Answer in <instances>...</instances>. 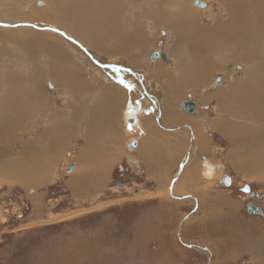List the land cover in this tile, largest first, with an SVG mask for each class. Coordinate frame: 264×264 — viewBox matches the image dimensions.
Here are the masks:
<instances>
[{
  "label": "rangeland",
  "instance_id": "1",
  "mask_svg": "<svg viewBox=\"0 0 264 264\" xmlns=\"http://www.w3.org/2000/svg\"><path fill=\"white\" fill-rule=\"evenodd\" d=\"M5 1L7 6L0 4V105L6 100L7 89L1 87L6 76L34 93L23 97L20 92L0 112V264H264V215L247 211L253 204L264 213V113L250 119L241 101L252 68L244 60L253 53L245 50L248 42L264 55V6L254 9L250 0H239L255 13L241 30L240 49L229 48L232 39L225 34L217 35L231 17L226 0H199L205 7L195 0L166 1L172 14L185 2L199 14V30L208 34L201 40L208 54L201 56L191 47L200 39L193 27L186 37L172 21L159 23L155 15L147 20L145 7L132 0L120 1L126 12L120 15L123 35L99 36L94 48L79 46L78 36L96 39L87 27L62 19L59 12L43 17L55 9V0ZM254 2L264 5V0ZM83 8L75 3L78 13ZM85 14L87 25L98 28L90 7ZM106 27L115 30L103 25L104 34ZM32 35L43 43L29 44ZM71 44L79 53L69 48L70 60L62 59V48ZM235 49L243 50L239 59L233 57ZM154 53L166 59L153 61ZM177 58L185 62L180 67ZM103 62L111 64L101 67ZM63 65L70 68L64 71ZM111 65L130 71L118 69L119 76ZM188 65L198 72L212 66V72L202 85H193L181 74ZM74 67L89 87L63 82ZM95 69L113 71L111 81ZM126 77L136 84L132 93ZM106 87L126 89V117L124 105L117 108L102 91ZM250 89L251 95L264 94V87ZM188 101L196 104L193 114L182 106ZM222 104L229 111L239 109L240 116ZM261 106L264 111V100ZM232 113L240 127L226 136L224 120L234 123ZM134 116L148 121L143 133L136 131ZM197 133L204 137L203 148ZM138 140L144 149L131 150ZM187 173L194 177L185 179ZM226 178L230 186L223 183Z\"/></svg>",
  "mask_w": 264,
  "mask_h": 264
},
{
  "label": "bare ground",
  "instance_id": "2",
  "mask_svg": "<svg viewBox=\"0 0 264 264\" xmlns=\"http://www.w3.org/2000/svg\"><path fill=\"white\" fill-rule=\"evenodd\" d=\"M53 1V0H52ZM122 2V0H55V9L54 10H52V12L50 11L51 9H53V8H51V9H49V14H47V13H44L43 12V17H45V18H47V16L48 15H51L52 13H54V12H59V14L58 15H60V14H62V19H64L65 20V18H68V17H70V18H72L73 19V21L75 22V24H78V26H80L82 29H85L86 27L89 29V31H90V33L92 34V35H94V37H96V39L93 41V40H85V41H83L81 38H80V36H78L79 37V39L81 40V42H82V44L83 45H79V46H84V44H86L87 46H91V47H95V45H98L99 43H98V40H97V38L99 37V39L100 40H104V39H106V38H108L110 35H119V37L121 36V35H123V31H122V24L120 23L121 21L120 20H123L122 19V16H120L121 14H123L125 11H124V8H123V6H122V4H120L121 2ZM125 1V0H124ZM166 1H169V2H172V3H176V1L177 0H132V2H137V4L138 5H142V6H144L145 7V13H144V15H143V17H146V18H148L147 20H152V19H155V18H151L149 15H155L156 17H157V19H158V21H159V23H160V20L159 19H163L164 21H166V23H168V22H170V21H172L170 24L171 25H180V30H184L185 31V33H186V37H188L190 34H189V32H188V27L189 26H191V28H192V31H193V29H195V32H196V34H197V36L200 38L199 40H197V41H193L192 43H191V47L193 48V50H196V51H200L199 52V54L201 55V56H206L205 54L207 53V50H206V46L204 45V42H203V46H202V44H201V40H205L206 39V36L208 35L206 32H204V33H202V32H200V30H199V28H200V24L197 22V19L199 18L198 17V15L196 16V14H195V12L194 11H192V10H190L189 9V7H188V3H183L184 4V6H182V8L180 9V11H179V13H174V14H172V13H170V12H167V8L165 7L166 6ZM194 1V0H193ZM240 1H242V0H240ZM245 1V0H244ZM249 1V0H248ZM181 2V1H180ZM250 2L253 4V6L254 7H252V4L250 3V7L251 8H259V7H263L264 5H261V4H255V2H254V0H250ZM75 3H77V6H79L81 9L83 8V10L80 12V13H78L74 8H75ZM124 3V2H123ZM226 3H227V6H230L229 7V13H230V15H231V17H230V19H229V21H228V25H226V24H224L223 25V27L224 28H222L221 26H220V28L219 29H221L219 32H218V34L217 35H222V34H225L227 37L226 38H230V39H232L230 42L232 43V45H230L229 46V48L230 47H232L233 46V48L235 47H237V48H240V49H243L242 48V46L241 45H239V41H240V39L242 40V37H243V34H242V32H241V30L243 29V30H246V27L248 28V26H246V25H249L247 22H249L250 21V23H251V21H253L252 19L253 18H255V16H254V9L252 10L251 8H249V7H246V6H244L243 4H241L240 2H239V0H226ZM244 3V2H243ZM246 3H247V1H246ZM0 4H1V7H5V6H7L8 4L6 3V1L5 0H0ZM206 4V3H205ZM224 5V4H223ZM131 6V5H130ZM133 6H135V5H133ZM88 7H90V9H91V11H92V16H91V19L93 20V21H95L97 24H95L96 25V27H98V28H94V27H90V26H88L87 24V22H85L86 21V19L88 18V15H86L85 14V10L88 8ZM173 7V6H172ZM174 7H175V5H174ZM177 7V6H176ZM171 8V7H170ZM6 9V8H5ZM227 9V8H226ZM177 12V11H176ZM133 13V12H132ZM76 15L77 16V18H75V17H73V15ZM124 14H126V12L124 13ZM128 15H129V13H127ZM131 15V14H130ZM51 16H53V15H51ZM173 18H172V17ZM257 16V15H256ZM264 15H262V17H263ZM141 18V17H140ZM128 20H129V18H127ZM156 19V20H157ZM257 19V18H256ZM141 20V19H140ZM124 21H125V19H124ZM131 21V20H130ZM168 21V22H167ZM141 22V21H140ZM127 23H129V21L127 22ZM139 23V22H138ZM144 23V22H143ZM99 24V25H98ZM107 24V26L109 27L110 25L111 26H113V28L115 29L114 31H111V29H109V28H107L106 27V34H104V31H103V29L102 30H100V27L102 28L103 27V25H106ZM90 25V24H89ZM126 25V24H125ZM130 25H132L131 24V22H130ZM68 28V30H70L71 32H73V34H75L76 35V31H75V29H74V27L73 26H67ZM126 27V26H125ZM128 27V26H127ZM130 27H132V26H130ZM142 27V26H141ZM141 27H139V28H141ZM134 28V27H133ZM108 29V30H107ZM121 29V30H120ZM130 29H132V28H130ZM205 29V28H204ZM126 30V29H125ZM129 30V29H128ZM139 30V29H138ZM142 29H140V31H141ZM184 31H183V34H182V32L180 31V35L181 36H184ZM187 31V32H186ZM218 31V30H217ZM116 36V37H117ZM103 37H105V38H103ZM31 39H30V41H28V43L29 44H37L38 46H40L41 44L39 43V42H41L42 41V38L41 39H36L35 37H33V35L30 37ZM118 38V37H117ZM130 38H132V37H130ZM260 39V38H259ZM244 41V40H243ZM46 44H44V45H46L47 47H48V42L47 41H44ZM74 43H76L75 41H73ZM27 43V44H28ZM181 44V43H180ZM248 48H246L245 50H246V52H253V53H250L249 55H246V57L244 58V60H248V62H247V64H250V67H252L251 68V72H249L248 74V76H249V81L247 80L246 81V78H245V82L243 83V86L245 87L246 85H247V87H246V90H244V94H245V96H241V98H243L241 101H242V104L243 105H246V107H244V109H248V111L250 110V112H251V114H250V119H251V116H252V119L253 120H259L260 118H259V116L258 115H260L261 113H264V111H262V106H261V101L262 100H264V94L262 95H259V97L258 96H256V95H251V89H250V87H256V88H258L259 86L260 87H264V55L262 54V55H259V54H256V51L257 50H259L258 49V46H252L251 47V45H255L254 43H252V41H249L248 42ZM129 45V44H128ZM56 46H58V45H56ZM86 46V47H87ZM85 47V46H84ZM58 48V49H57ZM56 49L58 50V51H61L60 50V46L59 47H57ZM70 48V49H69ZM99 48V47H98ZM70 50V52L72 51L73 53H79V49L77 48V47H75L73 44H71V45H68V47H67V50H65V49H63L62 48V59L64 58V57H67V61L68 60H70L69 58H68V51ZM65 50V51H64ZM187 50V49H186ZM48 51V50H47ZM238 51H239V49L238 50H234V55H233V57H237V59H239V54H240V52H242L243 50H241L240 52H239V54H238ZM188 52V51H187ZM195 53V52H194ZM208 54V53H207ZM254 54V55H253ZM184 55V54H183ZM80 56H82V55H80ZM254 58H253V57ZM260 56V57H259ZM193 57H196L194 54H193ZM259 57V58H258ZM182 58V57H181ZM44 60V59H43ZM177 60H178V58H177ZM202 61H203V64L205 65L206 63V60H204V59H201ZM200 60V61H201ZM255 60L257 61V63L258 64H256L255 63ZM71 61H72V59H71ZM201 61V62H202ZM63 62V61H62ZM66 62V61H65ZM111 62V61H110ZM109 62V64H111ZM178 66L180 67V66H182V64H184L185 62L184 61H181L180 60V62H179V60H178ZM39 64V63H38ZM68 64V63H67ZM107 62L106 63H101L100 65H102L101 67H103V66H106L107 65V67H108V65H109ZM201 64V63H200ZM97 65V64H96ZM199 65V64H198ZM211 65V64H210ZM67 65H63V67H64V71L65 70H67L68 68H70L69 66H67ZM93 66H94V64H93ZM189 66V65H188ZM191 66L192 65H190L188 68H184V70L182 71L181 70V74L183 73V79H185L187 82H191L190 84H199V85H202V83H204V81L208 78V74L209 73H211L212 71H210L211 69H210V67H212V66H209L208 67V69L206 68H204V70L203 69H201V70H199L200 72H198V71H194L195 69H194V67H192L191 68ZM202 66V65H201ZM3 67V66H2ZM27 67V66H26ZM111 67L114 69V72H116L117 73V75H119L120 76V74H118V69L119 70H129V68H123V67H119V66H113V65H111ZM30 68V67H29ZM6 69V68H5ZM134 69V68H133ZM30 70H31V68H30ZM74 70H75V72H74ZM74 70H73V73H68V74H66L67 75V77L66 78H64V83H67V84H70L71 86H75V88H78V87H80L81 86V90H82V87H89L88 85H87V83H90V81L89 80H87V79H84L83 77H82V74H80V72H79V70L76 68V67H74ZM95 70H97V73L99 74V72H100V74H104V78L106 79V80H110V75H113L112 73H113V71L111 72V71H107V70H100V69H95ZM100 70V71H99ZM110 70H112V69H110ZM130 71V70H129ZM133 71V70H132ZM1 72V71H0ZM194 72H195V74H194ZM4 72H2V74H3ZM10 73V72H9ZM26 73V72H25ZM135 73V72H134ZM133 73V74H134ZM14 74V73H13ZM115 74V73H114ZM8 75V74H7ZM107 76V78H106V76ZM258 75V76H257ZM3 76V75H2ZM40 76V75H39ZM186 76H187V78H186ZM65 77V76H64ZM189 77H191V79L192 80H188V78ZM6 78H7V76H6ZM6 78H3V79H1V87L2 88H6L7 90H6V92L5 93H3L4 95V98H3V100L4 99H6L1 105H0V112H2V113H4L5 111H7V109L8 108H10V107H8V102H13V103H15L16 102V100H18L17 99V95L18 94H20V92H22V94L24 93V94H26L25 96H23V97H26V96H29V95H31V93H34L33 92V90L30 92L29 91V89H28V92H26V89H25V91H23L24 89H23V85L21 84V83H23V82H21L19 79H17L16 78V82L15 81H13V80H9L8 78L6 79ZM13 77H11V79H12ZM34 81V80H33ZM111 81V80H110ZM126 82H127V84H128V88H129V90H127L129 93L132 91L133 92V90L132 89H136V84H134L135 82H134V80L132 79V78H130V77H126V80H125ZM172 84V82H170V80H168L167 81V84ZM134 87V88H133ZM179 88V87H178ZM23 89V90H22ZM91 90H92V88H90ZM181 89V88H180ZM261 89V88H260ZM93 90H95V89H93ZM104 90H106V93H108V95L110 96V97H112V99H113V102L114 103H116V105H117V108H118V105H124V108H123V112H124V116L126 117V115L127 114H129L128 113V105H126V102H127V91H126V89H122L121 87H119V88H112V87H106V88H104L102 91L104 92ZM101 91V92H102ZM172 91H173V89H172ZM176 91V90H175ZM179 91V90H178ZM177 91V92H178ZM181 91V90H180ZM96 92V91H95ZM94 92V93H95ZM131 92V93H132ZM180 93V92H179ZM240 93V92H239ZM8 94H9V96H8ZM23 94V95H24ZM96 94V93H95ZM242 94V93H241ZM35 95V94H34ZM92 96V95H91ZM95 96V95H94ZM93 97V96H92ZM131 97V95L130 96H128V98H130ZM181 97V96H180ZM106 98V97H105ZM178 98V97H177ZM176 98V99H177ZM253 98H257L258 100H260V103H259V101H252V99ZM25 99V98H24ZM23 99V100H24ZM95 98H93V100H94ZM251 99V101H252V103L251 102H248L249 100ZM7 100H8V102H7ZM108 101H109V99H107ZM175 100V99H174ZM240 100V99H239ZM29 101V100H28ZM173 101V100H172ZM237 101V100H236ZM7 102V103H6ZM10 102V103H11ZM19 102H22V100L21 101H19ZM23 102H25V101H23ZM22 102V103H23ZM189 102V101H188ZM21 103V104H22ZM185 103V102H184ZM107 104V103H106ZM237 105L239 104L240 105V102H238L237 101V103H236ZM17 105H19V104H17ZM16 104H14V106H13V110L14 111H16V112H19V110L20 109H18V106H17ZM110 105V104H109ZM113 105V104H112ZM115 105V106H116ZM223 105V104H222ZM11 106V107H12ZM22 106H24V105H22ZM43 106V105H42ZM113 107H114V105H113ZM239 107V106H238ZM144 107H141V111H142V109H143ZM197 108V107H196ZM223 108H224V110H226V112H230L229 111V109L228 108H225L224 107V105H223ZM233 108V107H232ZM120 109V108H119ZM222 109V108H221ZM121 110V109H120ZM187 111V110H186ZM238 111H239V109H237V110H235L234 108H233V111H231V112H233V113H237V115H239L240 116V112L238 113ZM119 112V111H118ZM188 112V111H187ZM194 112H195V110H194ZM221 112V111H220ZM226 112H224L225 114H226ZM252 112H254V115H252ZM232 113V115L234 116V120H233V122L235 121V120H240V118L238 117H236V115H234ZM249 113V112H248ZM6 114V113H5ZM14 114V113H13ZM190 114H192V113H190ZM258 114V115H257ZM8 115V114H7ZM9 115H11L12 116V114H9ZM122 115V114H121ZM120 116V115H119ZM224 116V115H223ZM120 117H122V116H120ZM129 117V116H128ZM232 117V116H231ZM123 118V117H122ZM132 118H134L135 119V116L134 117H132ZM137 118V117H136ZM121 119V118H120ZM119 119V120H120ZM163 119V118H162ZM139 120V119H138ZM13 121V120H12ZM19 122V121H18ZM148 121H145L144 122V120H139L138 121V123H139V127L136 129V131L137 132H140V133H143L144 132V130L146 129L145 128V125L144 124H146ZM224 125H223V132L226 134V136H227V134H228V136L230 135V133H235V130H236V128H238V127H240V126H238V125H236V124H238V121H236V122H234V123H232V121L231 122H226L225 120H224ZM6 123V122H5ZM40 123V122H39ZM226 123H227V125H226ZM241 123V122H240ZM245 123V122H244ZM31 124H33L32 122H31ZM37 124V123H36ZM13 125V124H12ZM160 125H162V126H164L165 127V124H163V123H160ZM226 126H228L227 128H226ZM33 127V126H32ZM47 127V126H46ZM151 127H153V126H151ZM35 128V127H34ZM222 128V127H221ZM189 129H190V127H189ZM17 130V129H16ZM18 131V130H17ZM190 131H191V133H193L194 135H195V132H197V131H194V129L191 127V129H190ZM125 134V136H131V134H128V133H124ZM128 134V135H127ZM14 135H15V133H14ZM21 135V134H20ZM13 137V136H12ZM16 137V136H15ZM197 139H198V142H199V145H200V147L201 148H203L204 147V145H205V140H204V137L203 136H201L199 133H197ZM18 138V137H17ZM250 139L249 140H251V142L253 141L252 140V138L251 137H249ZM19 139V138H18ZM240 140H243L244 141V139H243V137H240L239 138ZM256 139H257V141H258V138L256 137ZM255 139V140H256ZM14 141V140H13ZM28 141V140H27ZM139 141V140H138ZM136 141L137 142V148L136 149H138V150H140L141 151V148L142 149H144L143 148V146H142V142L141 141ZM42 142V141H41ZM141 142V143H140ZM251 142H250V145H251ZM16 143V142H15ZM43 143V142H42ZM146 143V141L144 142V144ZM44 144V143H43ZM252 144H253V142H252ZM22 145V144H21ZM146 145V144H145ZM175 146V145H174ZM173 146V148H175ZM12 147V146H11ZM29 147V146H28ZM48 149V148H47ZM176 149V148H175ZM38 151V150H37ZM144 151V150H143ZM147 151V150H146ZM48 152V151H47ZM261 152V151H260ZM53 153V152H52ZM261 154V153H260ZM141 155V154H140ZM143 155V154H142ZM147 156V155H146ZM261 156V155H260ZM37 158V157H36ZM53 158V157H52ZM43 159V158H42ZM186 159H187V157H186ZM41 161V160H40ZM45 161V160H44ZM43 161V162H44ZM264 161V160H263ZM42 163V162H41ZM55 164V163H54ZM190 165V164H189ZM252 165V164H251ZM254 166V165H253ZM37 167L39 168V164L37 165ZM29 168V167H28ZM245 168V167H244ZM255 168V167H254ZM24 169V168H23ZM195 169V168H194ZM35 170V169H34ZM51 170V169H50ZM208 170V169H207ZM33 171V170H32ZM39 171V170H38ZM37 171V172H38ZM24 172H26V173H28V175L29 174H31L30 172H29V170L28 171H24ZM35 172V171H34ZM39 173V172H38ZM190 173H191V171H190ZM190 173L188 174L187 173V175L185 176V179H187V178H192V177H194V176H191L190 175ZM193 173H194V170H193ZM211 170L209 169L208 171H206L205 172V175L208 177H210V175H211ZM192 174V173H191ZM33 177V176H32ZM46 177V176H45ZM198 178H199V176H198ZM54 180V179H53ZM185 181V180H184ZM19 182V181H18ZM22 183V182H21ZM85 183V182H84ZM183 184H185V183H183ZM187 190V189H186ZM198 190V189H197ZM195 192V191H194ZM202 192V191H201ZM171 198V197H170ZM203 206V205H202ZM206 206V205H205ZM204 206V207H205ZM203 207V208H204ZM207 207V206H206ZM205 207V208H206ZM199 208H200V206H199ZM204 210V215L205 214H208V211H206L205 209H203ZM210 214V213H209ZM212 214V213H211ZM209 216V215H208ZM253 236V235H252ZM183 239V238H182ZM93 244V243H92ZM189 244V243H188ZM60 254V253H59ZM40 255V254H39ZM88 255V254H87ZM57 257V256H56ZM90 257H92V255L90 256ZM87 258H88V256H87ZM58 260H62V259H58Z\"/></svg>",
  "mask_w": 264,
  "mask_h": 264
},
{
  "label": "water",
  "instance_id": "3",
  "mask_svg": "<svg viewBox=\"0 0 264 264\" xmlns=\"http://www.w3.org/2000/svg\"><path fill=\"white\" fill-rule=\"evenodd\" d=\"M195 4L197 6H201V7H205V4L201 3L199 0H195ZM162 58V59H166V56L164 53L160 54V53H154V55L152 56V60L155 61L157 58ZM183 108L185 110H187L189 113H194V110L196 109V104L194 102H185L182 104ZM129 148L131 150H134L137 148V142L136 141H133L130 145H129ZM75 165H73V167L68 170V173H72L75 169ZM223 183L226 185V186H230V184L232 183V180L231 178H226L225 180H223ZM245 193H250V188L247 187L246 189L243 190ZM247 211L250 215L252 216H263L264 213L262 211V209L256 205H253V204H249V206L247 207Z\"/></svg>",
  "mask_w": 264,
  "mask_h": 264
},
{
  "label": "crops",
  "instance_id": "4",
  "mask_svg": "<svg viewBox=\"0 0 264 264\" xmlns=\"http://www.w3.org/2000/svg\"><path fill=\"white\" fill-rule=\"evenodd\" d=\"M136 74H138V73H136ZM148 95H149V94H148ZM139 110H140V109H139ZM127 119H128V118H127ZM129 120H131V118H130ZM132 121H133V122H136V123H134V124H136L135 127L138 128V127H139V123H138L139 120L136 118V116H135V119L132 118ZM123 134H124V133H123ZM123 134H122V135H123ZM124 135H125V134H124ZM172 147H173V146H172Z\"/></svg>",
  "mask_w": 264,
  "mask_h": 264
}]
</instances>
